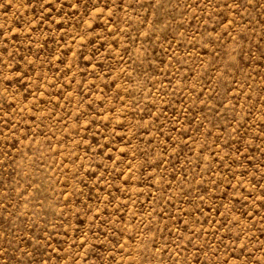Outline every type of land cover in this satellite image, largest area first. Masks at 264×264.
<instances>
[{
	"label": "rangeland",
	"instance_id": "obj_1",
	"mask_svg": "<svg viewBox=\"0 0 264 264\" xmlns=\"http://www.w3.org/2000/svg\"><path fill=\"white\" fill-rule=\"evenodd\" d=\"M0 264H264V0H0Z\"/></svg>",
	"mask_w": 264,
	"mask_h": 264
}]
</instances>
